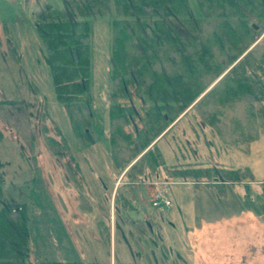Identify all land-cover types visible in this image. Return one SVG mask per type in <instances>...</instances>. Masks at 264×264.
Returning <instances> with one entry per match:
<instances>
[{
  "label": "rangeland",
  "instance_id": "rangeland-1",
  "mask_svg": "<svg viewBox=\"0 0 264 264\" xmlns=\"http://www.w3.org/2000/svg\"><path fill=\"white\" fill-rule=\"evenodd\" d=\"M188 1L193 15L201 17L197 0ZM46 6L58 9L63 17L79 18L71 0H0V101L18 102L0 103L2 205L27 208L26 259L85 264H264V186L260 184L264 181V120L257 113L259 106L255 104L248 113L241 101L225 103L218 107L213 125L193 109L176 118L157 143L167 168L247 166L253 177L251 181L244 177L241 182L247 183L236 187L221 184L225 196L212 187L213 177L196 178L202 185H195L193 178H153L147 181L169 182L165 190L172 201L167 209H154L149 202L151 191L142 184L145 180L124 185L111 156L108 107L114 15L85 17L91 28L92 141L82 145L66 107L55 95L47 52L37 30ZM260 29L258 25L254 29L257 39L248 48L251 62L256 58L261 62L264 54V30ZM131 104L138 110L145 101L133 97ZM42 127L58 141L60 134L67 138L77 170L70 155L52 153ZM127 129L135 132L132 125ZM118 193L127 208L117 214L113 201ZM82 196L90 209L81 207ZM100 222L110 226V239L100 230Z\"/></svg>",
  "mask_w": 264,
  "mask_h": 264
},
{
  "label": "trees",
  "instance_id": "trees-1",
  "mask_svg": "<svg viewBox=\"0 0 264 264\" xmlns=\"http://www.w3.org/2000/svg\"><path fill=\"white\" fill-rule=\"evenodd\" d=\"M71 2L79 18L63 17L58 9L46 6L48 11L40 14L37 30L47 52L55 95L66 107L79 143L87 145L92 141L91 28L85 17L112 13L108 127L112 160L119 174L125 171L123 181L180 177L193 178L195 185H202L196 178L208 176L216 181L212 187H218L221 196H225L221 184L235 186L244 177L251 181L253 175L247 166L167 168L158 140L152 142L189 106L187 111L195 110L210 125L218 120L219 106L235 101H241L248 113L257 104V113L264 120V54L261 62L248 58L249 45L257 39L252 24L264 30V0H197L201 17L193 15L188 0ZM133 97L143 99L145 105L135 109L131 104ZM138 123L143 126L138 127ZM131 125L134 133L127 129ZM42 134L55 156L63 152L73 160L65 136L60 134L58 141L43 127ZM74 168L78 169L75 161ZM75 182L79 185L78 177ZM3 183L0 173V264H85L27 260V208L24 204L2 205ZM260 184L264 186V181ZM81 201V207L90 209L84 196ZM114 203L117 214L127 208L121 193L115 194ZM100 225L108 239L109 228L104 223Z\"/></svg>",
  "mask_w": 264,
  "mask_h": 264
},
{
  "label": "built area",
  "instance_id": "built-area-1",
  "mask_svg": "<svg viewBox=\"0 0 264 264\" xmlns=\"http://www.w3.org/2000/svg\"><path fill=\"white\" fill-rule=\"evenodd\" d=\"M166 181H145L144 186L151 191L150 205L154 209L164 210L171 206L172 201L166 193Z\"/></svg>",
  "mask_w": 264,
  "mask_h": 264
},
{
  "label": "crops",
  "instance_id": "crops-1",
  "mask_svg": "<svg viewBox=\"0 0 264 264\" xmlns=\"http://www.w3.org/2000/svg\"><path fill=\"white\" fill-rule=\"evenodd\" d=\"M207 91V90H206ZM191 106H189L187 109H189ZM187 110H185V112H186ZM184 113V112H183ZM183 113H181V114H183ZM181 114L177 117V121L179 120V118L181 117ZM176 120V119H175ZM175 120L171 123V125H170V127H172L173 125H174V123H175ZM170 127H168L167 128V130L170 128ZM167 130H165L162 134H160L158 137H157V140H159L164 134H165V132L167 131ZM126 170V169H125ZM125 172V171H124ZM124 172H122L121 174H119V179L121 180V182L123 183V184H128V185H131V186H134V185H137L138 184V182L139 181H137V182H128V181H126V182H124L123 181V174H124ZM145 182V181H144ZM144 182H142V184L144 183ZM114 183V182H113ZM134 184V185H133ZM144 185V184H143ZM128 187H130V186H128ZM114 202V201H113ZM101 223H103V222H101ZM106 225V224H105ZM106 227H110V226H108V225H106ZM109 234H111V228H109ZM109 239H110V237H109ZM110 262V261H109Z\"/></svg>",
  "mask_w": 264,
  "mask_h": 264
},
{
  "label": "water",
  "instance_id": "water-1",
  "mask_svg": "<svg viewBox=\"0 0 264 264\" xmlns=\"http://www.w3.org/2000/svg\"><path fill=\"white\" fill-rule=\"evenodd\" d=\"M252 25H253V27H254L255 29H257V25H255V24H252ZM155 141H157V139H156Z\"/></svg>",
  "mask_w": 264,
  "mask_h": 264
}]
</instances>
